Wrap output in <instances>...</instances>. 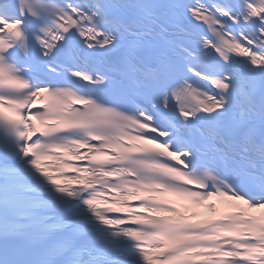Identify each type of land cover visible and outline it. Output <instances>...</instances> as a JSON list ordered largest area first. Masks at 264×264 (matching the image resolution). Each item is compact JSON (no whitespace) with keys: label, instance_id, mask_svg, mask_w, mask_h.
I'll list each match as a JSON object with an SVG mask.
<instances>
[{"label":"bare ground","instance_id":"bare-ground-1","mask_svg":"<svg viewBox=\"0 0 264 264\" xmlns=\"http://www.w3.org/2000/svg\"><path fill=\"white\" fill-rule=\"evenodd\" d=\"M212 213H213V206L210 202H206L203 207L197 209L198 217L212 215Z\"/></svg>","mask_w":264,"mask_h":264}]
</instances>
